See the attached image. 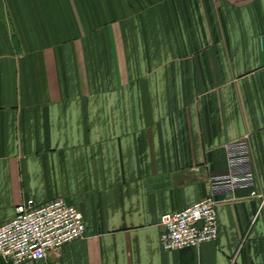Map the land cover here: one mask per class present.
<instances>
[{"label":"crops","instance_id":"0c3cea01","mask_svg":"<svg viewBox=\"0 0 264 264\" xmlns=\"http://www.w3.org/2000/svg\"><path fill=\"white\" fill-rule=\"evenodd\" d=\"M248 139L253 183L213 189ZM264 0H0V225L64 198L86 233L23 264H264ZM208 196L219 237L165 250ZM0 264H11L0 256Z\"/></svg>","mask_w":264,"mask_h":264},{"label":"built area","instance_id":"2783aa9c","mask_svg":"<svg viewBox=\"0 0 264 264\" xmlns=\"http://www.w3.org/2000/svg\"><path fill=\"white\" fill-rule=\"evenodd\" d=\"M229 171L212 177L213 189L233 190L253 183L248 139L227 145ZM264 202V194L253 191ZM220 200L208 196L187 207L163 215L161 243L165 250L199 247L219 237L217 206ZM82 212L64 198L38 203L29 198L17 205L15 215L0 225V256L11 264L44 259L50 252L85 236ZM230 264H237L232 258Z\"/></svg>","mask_w":264,"mask_h":264}]
</instances>
